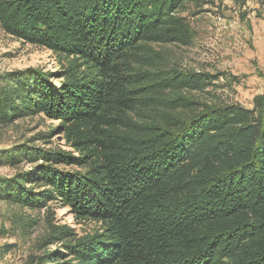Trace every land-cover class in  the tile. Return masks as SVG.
I'll return each mask as SVG.
<instances>
[{"label":"trees","instance_id":"1","mask_svg":"<svg viewBox=\"0 0 264 264\" xmlns=\"http://www.w3.org/2000/svg\"><path fill=\"white\" fill-rule=\"evenodd\" d=\"M184 1L0 0L6 33L68 59L59 82L39 66L0 73V126L40 112L77 132L81 125H110L105 110L132 106L139 91L126 85L122 57L147 41L186 33L178 12ZM79 59L103 77L81 74ZM210 75L174 71L165 84L174 95L165 97L155 84L142 86L150 98L190 111L132 123L138 128L117 133L106 146L101 169L39 163L0 175L1 199L32 208L55 201L104 223L102 231L79 236L53 224L50 236L62 243L37 264H264V92L252 107L205 102L194 109L180 90L202 88ZM90 135L79 133L78 143L92 141ZM24 158L80 161L24 144L0 150L5 163Z\"/></svg>","mask_w":264,"mask_h":264},{"label":"rangeland","instance_id":"2","mask_svg":"<svg viewBox=\"0 0 264 264\" xmlns=\"http://www.w3.org/2000/svg\"><path fill=\"white\" fill-rule=\"evenodd\" d=\"M188 29L180 38L168 41H147L141 49L129 51L122 59V73L128 88L139 89L134 104H120L105 110L108 125L80 126L77 132L70 122L40 112L0 126V150L17 144L48 152H63L80 159L65 158L35 161L24 158L15 165L0 160V175L9 176L33 169L39 163H50L67 171L85 172L101 169L102 152L117 139L116 134L134 128L136 122H164L168 111L188 113L183 103L176 109L164 99L149 97L147 87L155 84L161 96L174 95L165 84L174 71L211 74L202 88H183L182 93L193 99L194 109L203 103L239 102L253 106L255 95L264 92V2L263 0H185L178 9ZM78 71L83 75L103 77L98 67L83 61ZM68 65L62 54L6 33L0 27V73L14 68L39 66L53 71L56 82ZM139 87V88H138ZM181 103V102H180ZM133 123V124H132ZM105 128V129H104ZM138 128V127H136ZM134 128V130L136 129ZM92 134V141L78 143L79 133ZM88 138V139H89ZM53 224H67L76 235L102 231L103 221L77 216L69 206L49 201L42 207L21 206L0 198V264H37L45 254L61 245L50 236ZM116 264V263H111Z\"/></svg>","mask_w":264,"mask_h":264}]
</instances>
